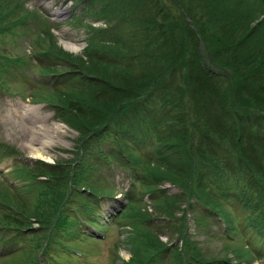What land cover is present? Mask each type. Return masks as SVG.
<instances>
[{
	"label": "rangeland",
	"instance_id": "374dc122",
	"mask_svg": "<svg viewBox=\"0 0 264 264\" xmlns=\"http://www.w3.org/2000/svg\"><path fill=\"white\" fill-rule=\"evenodd\" d=\"M90 1L21 0L24 12H19V14L26 13L27 20L23 23L14 24L15 27L10 33L0 35V193L3 192V196L6 197L5 201L7 203L5 204L7 207L22 213H20L21 216L18 222L15 213V216L11 217L15 221L14 225L8 224L12 230L5 231L4 226L6 225H4V222L6 221L0 220V241L8 242L10 246L15 247L11 250L8 249L9 253L0 258V264H48L44 262L43 256V252L48 249H53L57 252L51 254L53 257L51 258L52 264H126L131 262L135 256L134 251H140L139 249L144 246L146 241L144 239L141 240L142 237L138 234L137 237L135 236L136 239L130 242V237L134 236L135 231L131 221L128 217L125 219V214H123L129 204L128 198L130 197H128V194L130 192H135L137 196H141L140 199L136 200L140 204L135 207V212L141 216L137 224L140 225L142 223L140 228L144 231L142 229L141 231L146 233L145 236L149 243L159 240L163 245H168L172 248L164 250L163 253L165 254L161 257V264H171L175 251L177 249L181 251L186 244H188V250L191 254L199 255V259L206 260L204 264H208L207 261H209V264H226L224 262H229L230 264H264V232L262 230L257 231L248 225L250 224V219L247 211L243 208L246 196L248 198L264 196V187L257 184L256 178L244 173L231 177L229 182L231 184L227 183L235 187L236 190L243 188L246 192L243 196L239 195V198H236L234 196L236 193L233 191L234 194L230 193L231 195L225 198V203L223 202V205H221V216L226 219L232 216L236 220V227L231 233L233 238L226 237L227 231L221 221L222 217L210 212L206 206L207 201L210 200L207 192H210L211 188H208L207 192L205 191L206 196H204V193L196 196L191 193L194 191L192 189L193 183L195 181L199 182V172L197 170L194 173L188 172L187 166L191 165L193 159H189V150L187 151L185 147L178 146L175 143L173 147L177 152L167 151L168 157L159 159L165 161L164 164L167 165H161L160 167L154 162L149 164V167L153 170L157 169L155 173L161 174L162 178H164L159 185H157L158 182L156 185L152 184V182L150 183L151 178H147V175H143L140 178L141 180L136 182L138 174H134L137 177L136 184L131 187L132 177L129 173L133 174L132 164L128 163L129 156L121 150L120 145L116 141V136L113 135L117 131L126 130L125 134L130 146L124 149L128 150V153L132 151L133 154L143 157L144 161L147 162L152 159L156 161L157 155L155 158L153 157L157 148L164 155L163 150L158 145L159 141L155 142L147 139L135 143L132 133L135 127L131 126V121L115 124L111 129L112 132L89 143L93 137L90 132L102 128L103 124L94 126L96 128H91L90 132L88 131L89 135L84 138V132L90 129L85 127L88 122L82 121L80 126L83 124L84 132L82 127H80L81 130L79 131L72 123L65 121L61 114L55 111L52 106L43 100L41 101V98L48 99L52 97L59 101L71 99L69 93L72 92V89H80V81H76L77 75L73 76L71 72V70L76 69L78 73L83 75L94 76L95 86L90 88L88 92H79V94L73 95L72 98L85 97V99L89 100L88 104L90 103L91 111L95 117L92 119L97 118V123L101 124L104 119L106 121L119 112L118 107L121 105L114 107L116 104L111 103V100L114 99L111 95H114L116 100L119 99V94L121 96L125 95V92H122L123 89L128 90L130 84L134 83V81L129 83V78H127L129 73L125 71L126 69L123 66H116V64H112L114 61H103L99 57L96 60H92L86 54L91 37L89 28H106L108 26L107 18L104 16L101 18L98 15L107 0H97L95 4ZM120 1L112 0L113 9L117 7ZM133 1L144 7L141 12L145 11L150 13V15L158 14L163 17V11L158 13L159 6L148 9L151 0ZM170 1L172 0H162V3H164L162 6H164L165 11H169ZM173 1L177 2V0ZM184 1L186 3L191 2L189 0ZM206 1L210 0H192V5H194L193 13L200 16L199 20L196 21L187 16L185 18V21L196 30V34H200V31L203 33L204 28L201 30L203 23L211 25L214 22L215 15H219L220 11H223L221 3L210 10ZM259 1L263 2L262 4L264 5V0ZM231 5L234 11L238 9L240 12L242 9L241 5ZM125 11L120 4L118 14L122 19L125 17ZM31 12L35 14L28 15ZM62 12L64 14L60 15ZM174 16H178V13L175 12ZM19 17L16 14L10 24L14 23ZM263 17L264 13L251 24V27L257 30V23ZM109 18L112 21H116L114 16ZM227 30L229 34L226 28L220 30L221 39L228 41L231 39L232 41L233 38L230 37L231 29ZM200 37L202 40L201 53L205 60V62L202 61L203 66L222 73L226 80L228 75L231 76V80L237 78L236 80H239L243 86L242 88L240 87V92L245 101L249 100L256 105L257 103L255 104V102L259 97V93L262 92V88L264 89V69L250 75L241 72L242 76L236 77V71L231 67L232 63H236L232 57L242 59L246 55L237 54L232 56V54L223 52L220 45L219 48L216 44H212L218 49V55L215 57L208 50H203V48H209L210 43L206 38L203 39V36ZM161 40H163L162 37ZM252 40V45H256L259 42L256 37H253ZM66 42L76 45L79 48L78 53L66 49L63 46ZM176 43L178 46L181 43V38L178 35L176 36ZM248 47H250V44ZM257 47L259 51H263L264 40L261 43L259 42ZM96 50H100L98 54L101 56H103L104 51L107 57L111 59V49L99 47ZM34 51L39 54V59L33 55ZM147 52L151 55L155 54V51L151 48L147 49ZM156 53H158L157 50ZM262 54L264 52H261ZM80 59L85 61L84 65L88 66L87 68L90 71L92 70L96 73L93 75L81 69L78 63ZM186 61L188 62L184 67H181V63H179L180 67L169 78L173 77V84L180 87L186 86L185 79H187L190 83V93L183 95L180 93L179 96L174 98V103L171 95H168L164 89V106L155 104L153 108H158L162 114L166 113L165 118L163 117V122L165 123L152 121L147 127L151 126L157 128L155 129L156 131L167 133L166 127L173 124L177 125L181 114L182 116L183 114H189V118L186 117V119L191 128L193 124L199 121L203 122V125H198L197 127L207 126L208 124L211 128L217 126L216 121L220 117L221 111H216V106H214L217 103L215 92L220 90L219 93H223L230 86L225 85L223 87V83L220 80H213L211 84L202 83V79L198 80L199 77L192 76L199 71L198 64L195 62L189 64V60ZM23 62L26 64H23ZM105 65L113 66V68ZM193 65L194 68L190 69ZM7 67L11 68L10 72H7ZM45 67H48L51 71H45ZM150 72L152 74L156 73L154 70ZM41 73H52V76L55 77L45 79L39 77ZM201 73L203 74V72H200V75ZM233 73L235 77L232 75ZM106 76L109 79H106ZM121 88L122 91H120ZM54 90L63 91V93H59L56 96L53 95ZM41 94H44V97H41ZM127 97L129 98V95L124 96L123 100H128ZM19 102L32 106L35 110L39 108L36 111L37 114L43 118H48L46 121L36 124L44 128L47 127L52 131V138L48 140L50 145L45 148L43 157H37L35 150H33V148H39L38 140H36L39 139V134L35 131L36 125L33 124L32 120H27L22 116V113H19L21 109L26 107ZM78 104L70 102L67 107L70 108L73 115L81 116L78 114V109H75L79 106ZM206 104H212L213 108H205ZM254 105L251 107L247 103L243 109L247 112H255L256 107ZM90 106L81 105L79 107L80 109L90 110ZM168 110L170 118H168ZM260 110H264V108ZM86 112L89 113V111ZM255 116L259 117V115H252L251 119L255 118ZM55 124H60L61 128H55ZM143 125L146 126L145 123ZM106 126L109 127V125ZM167 141L170 142L171 139L168 138ZM221 149L227 152L229 150L228 145L225 143L222 144ZM150 153L152 154L149 155ZM224 156H227V154H224ZM42 164L52 166V169L50 168L51 172H49L52 182L50 187L42 190V195L40 192L41 196L39 198L38 189L30 188L33 183L23 179V173L26 171L34 175L36 173L40 174L45 170ZM173 164H179L175 170H171ZM138 168L140 171L143 170L144 173L147 171V165L145 168L143 164H139ZM69 172L71 177H67ZM75 173H79V178L72 176ZM42 177L40 179L47 180L48 178L46 176ZM169 179L187 182L190 185V189L186 191L182 187L177 186L176 182H172ZM218 184L219 182H216L214 186ZM94 188L98 193H105L104 196H108L106 192H110L115 198L112 199L113 197L109 196L102 201H93L91 203V208L103 212V215L101 213V218L103 217L105 220L102 219L99 225L104 227L102 232L104 231L106 234V239L102 237L103 240L98 237L99 239L92 242L78 239L75 235V233L78 234L77 226H73L67 234L60 231L59 220L66 221L79 214H85V212L81 213L82 206L87 203L88 193ZM162 190L163 192L161 193ZM149 191L163 196L157 195L159 199L153 201L151 200V194L147 193ZM45 193L49 194L47 202L50 204V215L47 221L49 224L42 226L40 221H36L33 214L41 206ZM161 198H169L168 200H172L175 204H166L164 201H160L162 200ZM260 202L256 203L264 204V200ZM123 206L125 208L122 210ZM165 206L171 207L170 212L174 217L169 218L163 212L162 207ZM2 209L6 211V208L4 209L0 206V217L3 216ZM59 209L61 210L60 212H58ZM106 212L108 214L104 215ZM108 216H111L110 223L104 225L105 221L108 222ZM260 217L264 218L263 216ZM17 218H19V215ZM88 218L95 222L96 215H89ZM7 222L13 221L7 220ZM27 229L30 230L29 233L26 231ZM21 230L26 232H21ZM80 230L86 231L89 228L83 224V226H80ZM21 234L22 237L15 239ZM57 235L62 238L58 239L60 241L64 240L69 247L62 246L56 239ZM82 236L87 238L85 234H82ZM15 241H17V244H15ZM2 247L3 245L1 246L0 244V252L4 249ZM55 247L59 248V251ZM141 251L143 252L144 250L141 249ZM140 255L142 256V254Z\"/></svg>",
	"mask_w": 264,
	"mask_h": 264
},
{
	"label": "trees",
	"instance_id": "16d2710c",
	"mask_svg": "<svg viewBox=\"0 0 264 264\" xmlns=\"http://www.w3.org/2000/svg\"><path fill=\"white\" fill-rule=\"evenodd\" d=\"M189 1L191 2L186 3L184 0H177L176 2L172 0L170 1V7H168L169 11H165L164 6H162V4H164L162 3V0H151L148 9H153L154 7L157 8L159 6L160 8L158 9V13L163 11V17L158 14L150 15V13L145 11L141 12L144 7L140 6L139 3L137 4V2H134L133 0H121L115 9L112 7V0H107V3L104 5L103 9H101L102 11L98 13L99 17L103 18L104 16L107 18L108 26L106 28H89L91 37L89 39V48L86 51V54H88L92 60H96L99 57L103 61H114L112 64H116V66H123V68L126 69L125 71L129 73V77H127L129 78V83L134 81V83L130 84L128 90L123 89L122 91V88L120 89V91L125 92V95L121 96L119 94V99L116 100L114 95H111V97L114 98L111 100V103L116 104L114 107L121 105L118 107L119 112L117 114L115 113L106 121L104 119L103 123L101 124L97 123V118L92 119L95 117L91 111L92 107L90 106V103L88 104L89 100L85 99V97L72 98L73 95H77L79 92H88L90 88L95 86L94 76L87 74L89 76L88 77L78 73L76 69L71 70V72L73 76L77 75L76 81H80V89H72V92L69 93L71 99H68V101H59L52 97L48 99L41 98V101L43 100L52 106L59 114H61L65 121L72 123L79 129V131L81 130L80 127L83 129V124L80 126V123L84 120L86 123L88 122L85 127L90 129L85 132L83 129L84 138L89 135L88 131L91 130V128H96L94 126H100L103 124L101 126L102 128L92 130L91 132L89 131L93 135L91 138L92 140H90L89 143L96 141L97 138L106 136V134L112 132L111 129L115 124L131 121V126L135 127V130H133L135 137L143 138L150 137L152 135V137L158 138L159 146L163 150L164 155H162L161 150H159L157 155L158 159H156V161H153L152 159L147 162L143 161V159L138 157L136 154H133L132 151H129L130 153H128V150L124 149L129 148L130 146L125 134L126 130L117 131L113 135L116 136L117 143L127 154V156H129L127 161L129 164H132L131 166L133 172L138 174V181L141 180L140 178L143 175H147V178H151L150 183L152 182V184L156 185L158 182L157 185H159L164 178H162L161 174L157 172L155 173L157 169L153 170L149 167V164L154 162L160 167L161 165H167L164 164L165 161H161L159 159L164 157L167 158V151L173 153L177 152L173 147L175 143H177L178 146L185 147L187 151L189 150V159H193V161H191V165L187 166L189 170L188 172L194 173L195 170L199 172V182L195 181V183H193L192 189L194 191L191 193H194V196L204 193V196H206L207 189L211 188V191L207 192L210 200L207 201L206 206L209 208L210 212L222 217L223 222L228 227V234H231L236 227V220L233 219L231 215L229 219L221 216V205H223V202L225 203V198L231 195L230 193H233V191L236 193L234 195L236 198H239V195L243 196L246 191L245 189L238 187H236L238 188L236 190L235 187L229 185L231 184L229 183L230 178L235 177V175L239 176L240 174L248 173L249 176L256 178L258 185L264 187V110H260L264 108V89L262 88V92L259 93V97L255 102V104L257 103L256 105H254L249 100L245 101L240 92V87L242 88L243 86L239 80H236L237 78H235V80H231V76L228 75V79L226 80L222 73L216 72V70L208 68L207 66H203L202 61L205 62V60L203 54L201 53L202 40L200 36H203V39L206 38V40L210 43L209 48H203V50H208V52L213 53L215 57L218 55L217 47L220 48V46L223 52L232 54V56L237 54L246 55V57L242 59H239L238 56L236 59L232 57L233 61L236 62L232 63L231 65V67L236 71V77L242 76L241 72L243 74L250 75L258 70H262L264 69V54L261 55V52H264V50L259 51L257 44L264 40V17L257 23L258 31L251 27V24L260 18L262 13H264V5L262 4L263 2H260L259 0L206 1V4L208 7H210V10L214 6L221 3V6H223V11H220L221 13L219 15H215L216 20L213 19L214 22H212L211 25L209 23L202 24L203 26L201 30L203 28L204 30L203 33L200 31V35L196 34V30L185 21L186 16L190 19L193 18L196 21L200 19L198 14L193 13L194 5H192V0ZM90 2L95 4L97 0H91ZM120 4L122 9L126 10L125 17H123V19L118 14ZM231 4L238 6L241 5V11L239 12L238 9L234 11ZM19 12H24L21 0H0L1 36L10 33L15 27L14 24L23 23L27 20L26 13L19 14ZM175 12L178 13V16H174ZM16 14H18L20 17L14 23L10 24ZM34 14L35 13L32 12L28 13V15ZM110 16H114L116 21L110 20ZM224 28H226L228 34L229 32L227 29H231V36H229L233 38L232 41L231 39L230 41L221 39L222 35L220 30H223ZM177 35L181 38V43L179 46L176 43ZM161 37L163 40H161ZM253 37L258 38L259 42H257L256 45L251 44L253 43ZM212 44H216L217 47H214V45L212 46ZM249 44L250 47H248ZM99 47L111 49V59L107 57V54L104 51L103 56L99 55L98 52L101 49L96 50L99 49ZM150 48L155 51L154 55L148 54L147 49L149 50ZM156 50L158 53H156ZM33 55L39 59V54L36 51L33 52ZM186 60H189V64L194 62L198 64L199 68H196H198L199 71L192 76L199 77L198 80L202 79V83L211 84L213 80H220L223 83V87L225 85L230 86L223 93H219L220 90L215 92L217 103L214 106H216V111H221V115L216 121L217 126H215V128H211V126L208 124L207 126L197 127L198 125H203V122L199 121L196 124H193L191 128L186 119V117L189 118V114H183V116L181 114V118L179 119L180 121L177 125L173 124L166 127L167 133L159 130L154 133L155 129L157 128H153L151 126L147 127V125L152 121L165 123L163 122V117L165 118L166 113L162 114L158 108H153V105L155 106V104L157 106H164V89L167 91L168 95H171V99L174 101V103V98L179 96L180 93L181 95L190 93V83L187 81V79H185L186 86L180 87L173 84V77H171V79L169 78L170 75H172L174 71L180 67L179 63H181V67H184L187 64L188 61ZM78 63L80 68L85 70L86 73L89 72L93 75L96 73L92 70L90 71V69L87 68L88 66L84 65L85 61L83 59L78 60ZM23 64L26 63L23 62ZM105 66L113 68V66ZM192 68H194V65L190 69ZM44 70L48 72L51 71L48 67H45ZM152 70H154L156 73L152 74L150 72ZM10 71L11 68L7 67V72ZM200 72H203V74L201 73L200 75ZM52 75V73H41L39 77L51 79L55 77ZM232 75L234 76V73ZM106 79L109 78L106 76ZM102 82L106 83L105 81ZM112 92L114 93L113 90ZM53 93V95L57 96L59 93H63V91L54 90ZM126 95H129V98L127 97L128 100L124 101L123 98ZM41 97H44V94H41ZM69 101L76 102V104L79 103L78 105L80 107L81 105L85 107L90 106V110L80 109V107L77 106L75 109H78V114L81 116L73 115L70 111V108L67 107L70 103ZM247 103L251 107L254 105V107H256V111L247 112L244 110L243 107ZM206 107L213 108L212 104H206L205 108ZM196 110H198V108H196ZM86 111H89V113ZM169 114L170 112L168 110V118H170ZM252 115H259V117L255 116V118L251 119ZM71 121H73L75 124ZM143 123H145L146 126H144ZM106 125H109V127ZM168 138L171 139L170 142L167 141ZM223 143L228 145V152L222 151L221 147ZM223 153L227 154L228 158L227 156H224ZM133 160L134 162L132 163ZM139 164H143L145 168L147 165L146 173H144L143 170H139ZM42 165L45 170H43L40 174L36 173L34 175L33 173L26 171L23 173V179L33 183L30 188H33L34 190L38 189L39 198L42 195V190L44 188L50 187V183L52 182V178L50 177L49 173L51 172L50 170L52 169V166L44 164ZM178 165L173 164L171 170H175ZM78 175L79 173L72 174V176L75 178H79ZM42 176L48 177L49 180L48 178V181L39 180L40 178H43ZM67 177H71L70 172ZM170 181L176 182L177 186L182 187L186 191L190 189V185L187 182H180L177 179H172ZM216 182H219V184L214 186ZM162 192L163 190L161 193ZM2 193L3 192L0 193V206H2L4 209L6 208V211L2 209L3 216L0 217V220L6 221L4 222V225H6L4 226V229L5 231H8L12 230L8 224L14 225L15 223L11 217L15 216V213L16 220L18 222L21 212L19 213L17 210L15 211V209H10V207H7L5 204L7 203L5 201L6 197L3 196ZM106 193L108 197L113 196V194L110 192ZM147 193L151 194V200L153 201L159 199L157 198V195L160 197L163 196H161L159 193L154 194V192L151 191ZM104 195L105 193H98L95 188L94 190L92 189L87 198V203L83 204L82 206L81 213L85 212L83 216L96 215L97 210L91 208V203L93 201H97L98 196ZM48 196L49 194L45 193L43 196V202L40 204L41 206H39L33 214L34 218H36V221H40L42 226H47V224H49L47 222L50 215V204L47 202L49 199ZM128 197H130L128 198L129 204L123 214H125V219L128 217V219L131 221V225L134 227V236L130 237V242H133L138 234L140 237H142L141 240L144 239L146 242L144 246L139 249L140 251H134L135 256L131 262L126 264H161V257L165 254L163 253L164 250L172 248H170L168 245H163L161 242H159V240L151 242L153 244L149 243L145 236L146 233L143 232L144 230L142 228H140L142 223L140 225L137 224L141 219V216L136 214L135 207L139 206L140 203L136 200L140 199L141 196H137L135 192H130ZM161 199L162 200L160 201H164L169 205H173L172 203H174L172 200H168L169 198ZM245 200L246 201H244L243 207L247 211L250 224L257 230H262V232H264V218L260 217H264V204H261V206L260 204L256 203L264 200V196L257 198H248V196H246ZM170 209V206L162 207L163 212L167 214L169 218H172L174 216L170 212ZM60 211L61 210L59 209L58 212ZM18 215L19 218H17ZM78 216L69 218L66 221L59 220L60 223H58V226L60 231H63L65 227V230H70L73 226H75ZM7 220H11L13 222H7ZM141 229L143 231H141ZM66 232L69 233L68 231ZM58 238L59 237L57 235L56 239ZM141 249L144 251L142 252ZM140 254H142V256ZM204 262H206V260H202L201 258L199 259V255L195 256L191 254L188 250V244H186L181 251L179 249L175 251L171 264H204ZM207 262L209 264V261Z\"/></svg>",
	"mask_w": 264,
	"mask_h": 264
},
{
	"label": "bare ground",
	"instance_id": "6f19581e",
	"mask_svg": "<svg viewBox=\"0 0 264 264\" xmlns=\"http://www.w3.org/2000/svg\"><path fill=\"white\" fill-rule=\"evenodd\" d=\"M62 14H64V13L62 12L60 15H62ZM63 46H65V48L68 49L69 51L77 52L79 50V48L76 45L71 44V43H67L66 42ZM38 109L39 108H36V110H35V108H33L31 106H26L24 109H21L20 111L19 110L18 111H19L20 114L22 113V116H24L27 120H32L33 124L36 125V124L41 123L42 121H46L48 119V118H43V117L39 116L37 114V112H36ZM11 110H13V109H11ZM18 111H17V113H18ZM12 112H14V111H12ZM18 117H20V116H18ZM20 118H22V117H20ZM53 127H54V125H53ZM56 127H58V129H60L61 125L60 124H55V128ZM12 128H13V126H12ZM35 131L39 134V139H36V140H38L39 148H37V149L33 148V150H35V153H36L37 157H43L44 154H45V151H44L45 148L50 145V141H48V140H50L52 138V136H51L52 135V131L49 130L47 127L44 128L43 126H37V125L35 127ZM31 132H33V131H31Z\"/></svg>",
	"mask_w": 264,
	"mask_h": 264
}]
</instances>
